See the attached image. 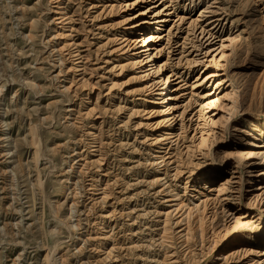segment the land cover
I'll list each match as a JSON object with an SVG mask.
<instances>
[{"label": "rangeland", "instance_id": "obj_1", "mask_svg": "<svg viewBox=\"0 0 264 264\" xmlns=\"http://www.w3.org/2000/svg\"><path fill=\"white\" fill-rule=\"evenodd\" d=\"M135 1L0 0V264H264V0Z\"/></svg>", "mask_w": 264, "mask_h": 264}, {"label": "bare ground", "instance_id": "obj_2", "mask_svg": "<svg viewBox=\"0 0 264 264\" xmlns=\"http://www.w3.org/2000/svg\"><path fill=\"white\" fill-rule=\"evenodd\" d=\"M259 1H261V0H259ZM135 2H138V0H136ZM263 9H264V6H263ZM60 12H62V11H60ZM64 12V11H63ZM139 14V13H138ZM144 13L142 12V11H140V14L139 15H143ZM264 14V13H263ZM137 16V15H136ZM67 19L68 18H66V15L64 14V13H62L61 14V16H60V24H62V26H61V29H62V31L63 32H61L60 34L58 33L57 35H58V37H59V35L60 36H65V33H64V30L66 29V27H68V26H66V24H67ZM150 24V23H149ZM136 26H139V25H136ZM60 29V30H61ZM163 29V28H162ZM56 36V35H55ZM54 36V37H55ZM138 38H136L135 40H133L132 41V43L130 44L129 42L130 41H128V43L126 44V49H129V48H131V51H135V50H141L140 52L142 53V54H145V53H147L149 50H151V49H149V45H148V43H150L155 37V35L154 34H144L143 33V30L142 29H140V32H139V34H138ZM161 36V35H160ZM57 37V36H56ZM141 37H143L142 39H140ZM66 38V37H65ZM130 40V39H129ZM122 41V40H121ZM140 42H142V45H140L138 48H136V46L138 45V44H140ZM130 44V45H129ZM134 44V45H133ZM133 45V46H132ZM152 45V44H151ZM123 47V46H122ZM153 49V48H152ZM155 49V48H154ZM156 52V51H155ZM73 53V52H72ZM149 53V52H148ZM73 54H75V53H73ZM73 54H71L72 56H73ZM74 57V56H73ZM152 56H150V55H148L147 54V59L149 60V59H152L151 58ZM135 58H137V56L136 57H134L133 59H131V61L130 62H128V66H130V67H136V66H138V65H143V64H146L145 62L146 61H144V60H135ZM142 59V58H141ZM146 59V60H147ZM127 62V61H126ZM154 66V65H153ZM120 67H121V69H123L124 68V66L123 65H120ZM74 68V67H73ZM152 68V70H154V72H155V74H159L160 73V71H163V70H161L162 69V67H160V66H155L154 68L153 67H151ZM75 69V68H74ZM140 69V68H139ZM146 69V68H145ZM147 70V69H146ZM72 71H73V69H72ZM76 71V70H75ZM142 71H144V70H142ZM146 72H148V71H145V73H143V74H139V76H136L135 77V79H145V78H148V76H149V73H146ZM164 76V75H163ZM134 78V77H133ZM156 79V78H155ZM161 79V78H160ZM163 81H164V78L161 80V82L163 83ZM168 82H169V78L167 77L166 79H165V81H164V84L165 85H167L168 84ZM151 85L152 84H148V82L147 83H145V86H144V88H142V89H144L145 91L146 90H150V91H153V90H151ZM154 85V84H153ZM156 85V84H155ZM154 87V86H153ZM168 87V86H167ZM70 88V87H69ZM69 88L68 87H66V89H68L69 90ZM164 88V87H163ZM164 90H165V93L164 92H162V91H159L157 94H155V95H153L152 97H150L149 99H148V101H149V103L150 104H159V102L161 103V104H164V103H166L167 101H169V100H172V98H171V96L170 95H166V92H167V89H165L164 88ZM143 91V90H142ZM172 91V90H171ZM157 92V91H156ZM151 93V92H150ZM164 94V95H163ZM168 94V93H167ZM176 94V93H175ZM161 95H163V96H161ZM157 96V97H156ZM177 96V95H176ZM173 97V96H172ZM166 99V100H163V99ZM176 100H177V98H176ZM148 103V104H149ZM151 109V108H150ZM165 109V108H164ZM173 108H170V106L168 107V108H166V110H163V111H161V114L163 113V114H166L167 116H170V115H172V113H171V110H172ZM161 110V109H160ZM175 110V109H174ZM153 111V110H152ZM151 111V112H152ZM155 112V111H154ZM175 112V111H174ZM158 113V112H157ZM161 114H159V115H161ZM153 115V114H152ZM157 115V114H156ZM165 116V115H164ZM158 118V117H157ZM165 118V117H164ZM163 118V119H164ZM173 119H175V118H173ZM164 120H166V118L164 119ZM164 120H163V122H164ZM171 122V121H170ZM169 122V123H170ZM154 124H156V123H154ZM153 124V125H154ZM159 124V123H158ZM220 124H222V118H220L218 121H216V122H212V126L213 127H216V126H218V125H220ZM167 125V124H166ZM168 126V125H167ZM169 126H171V125H169ZM160 127V126H159ZM171 130V129H170ZM161 132V131H160ZM93 135L91 134V137H92ZM163 135H161V137H162ZM168 137V136H167ZM171 137V136H170ZM94 139V138H93ZM205 141H206V138L205 137H201V140H200V144L201 145H204L205 144ZM94 144V143H93ZM92 145V144H91ZM93 146V145H92ZM92 151H94V149L92 150ZM260 154V156H262V157H264V153H259ZM259 154H257V153H255V152H253V151H251V150H246V151H242V154H240L239 153V155H238V158H240V157H244V158H246V159H248V160H252L253 158H255L256 156H258ZM211 189V191H214V192H216L217 193V196L218 195H222V193H224V191H225V185L224 184H221V185H218V186H214V187H212V186H210L209 187V190ZM175 197L177 198L178 196L177 195H175ZM206 205V204H205ZM205 205H204V207H205ZM186 207V205L185 204H183L181 201H180V199L179 200H177V210H183V208H185ZM188 210V209H187ZM190 211H192V210H190ZM190 212H188L187 214H186V216H184V217H182V215L179 217V219H177V222H176V225L177 226H179L182 222L183 223H185L184 221L185 220H187V219H189V217H190ZM182 223V224H183ZM190 224V223H189ZM181 226V225H180ZM179 226V227H180ZM185 227L181 230V231H179L178 232V234L180 235L181 233H183L182 235H183V237H185V238H188L189 237V234L191 235V233H190V231H191V228H190V226L189 225H187V222L185 223V225H184ZM234 228H236V226H233L232 228H231V230L232 229H234ZM169 229H168V227L167 226H165L164 227V229H163V236H162V240H164V242H167V241H169V234H168V231ZM230 231V230H229ZM229 233V232H228ZM225 234H226V229H225ZM258 234H264V222L258 227ZM224 236V235H223ZM223 238V237H222ZM182 239V238H181ZM190 239H191V236H190ZM189 239V240H190ZM184 240V239H183ZM163 242V243H164ZM183 242V241H182ZM232 242V241H231ZM236 242H237V240H236ZM235 243V242H234ZM232 245H233V243H232ZM231 245V246H232Z\"/></svg>", "mask_w": 264, "mask_h": 264}]
</instances>
